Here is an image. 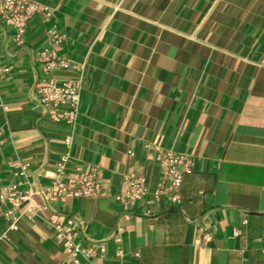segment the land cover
Returning <instances> with one entry per match:
<instances>
[{
    "label": "crops",
    "instance_id": "1",
    "mask_svg": "<svg viewBox=\"0 0 264 264\" xmlns=\"http://www.w3.org/2000/svg\"><path fill=\"white\" fill-rule=\"evenodd\" d=\"M35 1L51 14L31 17L23 45L0 27V182L23 163V188L45 186L70 151L68 169L99 166L103 189L49 204L34 194L35 214L30 200L10 215L0 201V264L63 261L55 213L81 221L83 244H104L82 264H264V0ZM53 23L73 63L53 74L80 82L74 127L36 91ZM167 149L193 159L179 202L152 194ZM132 170L151 193L125 208L115 195Z\"/></svg>",
    "mask_w": 264,
    "mask_h": 264
},
{
    "label": "built area",
    "instance_id": "2",
    "mask_svg": "<svg viewBox=\"0 0 264 264\" xmlns=\"http://www.w3.org/2000/svg\"><path fill=\"white\" fill-rule=\"evenodd\" d=\"M36 13L48 19L51 11L48 6L35 0H0V27L12 28L14 30L13 42L23 45L28 22ZM47 33V41L38 51L43 72L36 87L38 99L45 106L46 114L51 119L66 122L74 127L79 112L80 82L71 77L59 79L56 75L54 76L53 72L56 68H68L73 66V63L70 58L60 52L65 36L58 25L51 24ZM7 70V67L0 66V81ZM0 106L5 107L2 102H0ZM65 142L70 148L72 144L71 134L65 137ZM69 157L70 151L62 155L57 161V167L52 174L50 183L36 189L32 187L23 188L25 181L21 177L26 175L27 164L18 163L19 169L15 174L20 178L11 183L0 182V201L3 203L10 202L12 205L6 215L12 214L17 207H22L27 200L30 202L24 208L25 211L35 214V207L31 202L34 194L40 195L48 204L64 202L68 198L100 195L103 189L101 168L91 165L88 168L76 167L70 171L67 167ZM190 157L186 153L176 152L172 149L160 151L155 156L161 173L157 187L152 192L156 200H160L162 196H166L171 202L181 200V186L184 176L193 170V159ZM150 193L146 174L132 170L123 173L122 189L115 195V198L125 208H128L137 204L139 200ZM48 220L55 229L65 254H67L63 261L56 264H82L81 258L88 259L98 251H105L102 242L89 241L88 244H83L78 240L81 221L75 216L62 217L55 213ZM11 228L18 229L17 223L14 222ZM234 233L238 235L240 230L235 229Z\"/></svg>",
    "mask_w": 264,
    "mask_h": 264
}]
</instances>
